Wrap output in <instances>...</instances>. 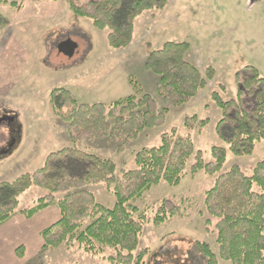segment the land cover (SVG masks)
I'll list each match as a JSON object with an SVG mask.
<instances>
[{
  "label": "rangeland",
  "instance_id": "rangeland-1",
  "mask_svg": "<svg viewBox=\"0 0 264 264\" xmlns=\"http://www.w3.org/2000/svg\"><path fill=\"white\" fill-rule=\"evenodd\" d=\"M89 0H18L22 10L0 3L3 26L0 30V182L13 181L40 168L47 155L71 146L67 125L49 105L53 88L69 90L78 103H112L128 96H156L157 77L144 69L148 53L167 41L190 45L187 59L201 71L212 67L215 79L191 102L170 110L152 129L118 151L112 139L82 141L78 147L112 160L118 171L135 167L134 155L144 147L157 146L160 135L171 129L191 135L195 150L212 160L213 146L227 149L223 171L237 166L250 175L264 160V140L251 155L236 157L217 136L215 127L222 113L211 100L217 85L225 86L224 100L237 98L236 78L247 66L264 78V0H168L163 11H147L135 23L134 41L126 49L113 50L107 31L96 29L87 18L78 17L70 4L85 5ZM70 40L76 45L72 57L60 54L59 43ZM208 119L205 127L187 130L186 118ZM7 118V121L5 119ZM190 160L188 167L191 165ZM215 176L188 173L178 185L161 181L138 205L148 210L140 239V249L149 250L145 264H205L195 243L206 242L216 251L215 220L205 212V192ZM97 203L107 207L115 199L103 185L89 186ZM46 194L32 188L20 199L28 209ZM62 195H57L61 198ZM164 199L187 208L183 217L152 223ZM59 218L56 206L33 217L32 223L44 229ZM100 257L86 254L77 245L43 249L30 264H108ZM218 264H231L219 260Z\"/></svg>",
  "mask_w": 264,
  "mask_h": 264
},
{
  "label": "trees",
  "instance_id": "trees-1",
  "mask_svg": "<svg viewBox=\"0 0 264 264\" xmlns=\"http://www.w3.org/2000/svg\"><path fill=\"white\" fill-rule=\"evenodd\" d=\"M33 2L43 0H32ZM22 10L18 0H0ZM168 0H89L85 5L70 4L78 17L107 31V43L113 50L130 47L134 41L135 23L147 11H163ZM3 18L0 16V30ZM190 45L186 42L163 43L147 55L144 69L157 77L156 96H128L112 103H78L65 88H53L49 105L53 114L67 125L71 146L47 155L43 165L13 181L0 182V226L11 220L20 209L21 197L32 188L45 191L38 202L21 213L31 219L40 211L56 206L59 218L40 232L43 249L77 245L92 257L104 258L108 264H145L149 250L140 249V239L148 210L138 201L161 181L176 186L189 173L215 176L205 192L203 205L215 220L214 251L206 242L195 243L205 264L219 260L231 264H264V160L250 175L237 166L223 171L227 149L213 146L212 160L195 150L187 132L171 129L160 135L157 146L144 147L134 155L135 167L118 171L116 164L86 149L82 141L112 139L118 151L137 140L146 130L161 122L166 114L191 102L215 79V71H201L187 59ZM237 98L224 100L225 86L217 85L211 100L221 111L215 131L236 157L251 155L264 140V78L257 69L247 66L236 78ZM208 119L186 118L184 126L193 130L205 127ZM192 160L191 165L188 164ZM103 185L115 202L107 207L96 202L89 186ZM62 195L57 198V195ZM185 212L187 208H184ZM184 210L176 202L164 199L152 218L155 226L166 220L183 217ZM21 249V248H20ZM22 253L18 252V256Z\"/></svg>",
  "mask_w": 264,
  "mask_h": 264
},
{
  "label": "crops",
  "instance_id": "crops-1",
  "mask_svg": "<svg viewBox=\"0 0 264 264\" xmlns=\"http://www.w3.org/2000/svg\"><path fill=\"white\" fill-rule=\"evenodd\" d=\"M22 210L0 226V264H30L42 253V228L32 223L33 217L26 218Z\"/></svg>",
  "mask_w": 264,
  "mask_h": 264
},
{
  "label": "water",
  "instance_id": "water-1",
  "mask_svg": "<svg viewBox=\"0 0 264 264\" xmlns=\"http://www.w3.org/2000/svg\"><path fill=\"white\" fill-rule=\"evenodd\" d=\"M57 50L64 56L72 57L76 50V45L70 40H65L58 44Z\"/></svg>",
  "mask_w": 264,
  "mask_h": 264
},
{
  "label": "flooded vegetation",
  "instance_id": "flooded-vegetation-1",
  "mask_svg": "<svg viewBox=\"0 0 264 264\" xmlns=\"http://www.w3.org/2000/svg\"><path fill=\"white\" fill-rule=\"evenodd\" d=\"M5 121H7V118L5 119Z\"/></svg>",
  "mask_w": 264,
  "mask_h": 264
}]
</instances>
